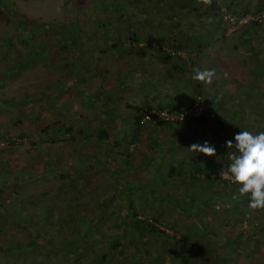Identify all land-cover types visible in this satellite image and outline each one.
I'll list each match as a JSON object with an SVG mask.
<instances>
[{
  "label": "trees",
  "instance_id": "obj_1",
  "mask_svg": "<svg viewBox=\"0 0 264 264\" xmlns=\"http://www.w3.org/2000/svg\"><path fill=\"white\" fill-rule=\"evenodd\" d=\"M118 1L120 2H117V0H115L116 9L118 10V13H120L118 14V16L123 18L124 20L128 19V24L125 27L126 29L121 28L120 29L121 32H118V33H125V37L123 36L124 40H122L119 37H116V35H114L113 37H110V36L109 37L112 40H114V45L115 44L117 45L118 43L120 45L124 44L125 42L128 43L129 45L127 47L122 45V48H121L122 51L120 52H124V54L127 53L128 55H132L133 51L129 49V47H133V44H135V46H138L137 43L140 40H142V38H139L138 36H137L138 38H136L137 33L133 32V30H135L134 27L135 28H147L146 26L148 25L147 24L148 22L146 20L143 21L146 24L141 22L140 20L141 16L138 15L137 12L139 11L136 8H134L135 9L134 14H128V16H126V13H121V11L128 12L129 9L124 10L122 8L126 6L125 5L126 0H118ZM145 1L150 3L149 0H137V5H136L137 8L141 7V5H145V4H141L142 2H145ZM194 1L195 0H169V5H167V7L164 6L163 10H160L159 9L160 7H159L157 10L158 12L156 13L158 14V16L163 14L165 19L169 17L170 19L168 20L170 22V23L168 22L169 27L165 26V28H180V27L181 28H194L195 25L193 22L197 21L198 25H201L200 27L210 28L207 26H211L212 28V25L214 26V24H216L217 26V24H220L218 26H221V27L217 26V28H223L224 30L226 28L227 23L222 19L221 7H224L227 11H230L232 14H234L237 17H240L247 13H250V14L260 13L264 10V4H260L259 6L254 7L252 10H248L246 6H244V8L242 9L237 10L233 7L234 0H222L220 1V3L216 5H215L216 2L214 3L213 0H209L208 5L210 4V8L213 11H215V13H212L211 16L202 17L203 15L206 16V13L208 11L207 2L206 0H196L197 5H193ZM156 7L157 5L154 6L155 10H156ZM155 10L152 11V14L154 18L156 19L155 22H157L159 21V19L154 14ZM217 16L219 19L216 18ZM0 24L2 25L0 27V35H2L1 31L3 30V28H12L6 31L8 33V37L2 41L3 42L2 44H0V89L5 91L6 98L3 99L5 104L7 103L17 104V106H14V107L20 108L21 106L18 105V103H16L15 97L12 96L10 87L11 85L16 84L15 79L17 75L14 76V74L16 71L18 72L17 74H19V71L16 70V68L21 69L20 73L25 69H29V66H30L29 61H25L23 58L27 54L28 50L27 51L25 50H26V47H28L30 43L27 42L26 39L23 37L22 34L24 30L21 25L19 26L15 23L13 24L12 22L5 20L4 18L0 22ZM100 26L101 24L97 25L98 27L97 31L100 30ZM263 28H264V17L261 18L260 21H253V22H250L249 24H244L243 26L239 27V29L236 30L234 33H231L230 35L226 36L228 38L224 39V41H227V40L230 41L228 42L229 43L228 46L231 47L230 52H229L230 54H233L235 51H238L240 56L247 58L246 61H241L242 64L243 65L250 64V66L247 68L246 71H243V73L237 76L236 82H235L236 89H235V92H233V95L223 96L221 98L222 101H219V103L215 106L211 105L209 102H207L205 106H203L204 104L202 103L203 102L202 94L201 92H198L186 105L181 107V108L188 107L192 105L195 100H198L202 106V113L199 117H192L189 119H192V121H195V122L210 121L212 123L213 129H210L211 134L209 133V135H211L212 138L214 137V138L220 139V137H223V138L231 139L239 131H245L246 130L245 126L246 125L249 126V124L252 125V126L250 125L253 129L251 130L252 133H258V132L264 131V106L262 107L261 111L254 110L255 108H257L255 107V104L257 103V99H256L257 96L260 95L264 97V85L261 86V83L263 80H259L264 74V45L261 44V40L259 39L256 40L254 44H251V41H250L251 38L257 37L260 34L259 32L262 31ZM150 36L152 37L151 40H154L153 35L151 34ZM40 38L41 37H38L35 42V47H36L37 54L39 55V59H40V56L42 57L45 55V46L42 43L43 36H42V40ZM241 38H243L244 41L241 42L242 46L238 49V45H236V41L237 40L240 41ZM32 39H34V37H30L28 40H32ZM232 39H234L235 41H233ZM53 43H55V41ZM116 45L113 47L115 48ZM201 47H203V45L198 47V51L200 50ZM51 49H52V53L48 52V57H49L48 60L50 59L52 60L55 58V56L54 57L52 56L54 55L56 47H52ZM58 49L62 50L65 53H63L60 57H57V59H60L61 57L64 58L60 60V62H57V66L56 64H54L53 66L52 65L53 63H48V62L45 63V58H42L41 63H39V66H37V70L40 72V74L42 73L43 74L41 75L42 79H38L36 81L37 95L31 104H33L34 106L35 104L41 105L38 107H34V108H38L39 112L41 108H45V106L50 107V105L54 102L55 98L59 99L60 97V96H56L54 99H49L47 101L48 97L43 96L44 98L42 99L41 95L46 91L45 89L47 87L51 88L52 86H56V84L59 85L61 83H64V81H67L64 79L73 80L74 75H73L72 68L82 65L85 62L88 68L86 71V74L90 76L91 81L83 79V81H81V84H90V83L92 84L93 83V85H95L93 87L94 88L97 87L98 90L100 89V86H101L102 77L96 67V63L93 61V57L90 52L87 55L84 54L85 58L84 57L81 58L80 56V59L76 58L73 61L71 60V58L75 53L70 54L69 52L70 49H68L67 46H65L64 44H61ZM144 49H146V47L140 46L138 47V52L142 54L145 51ZM166 51H167V56L169 55V57L177 56L183 62L184 60H187L186 52L182 50L181 48L176 47L175 45H168L166 47ZM176 51H183L185 56L178 55ZM241 51L244 54H241L240 53ZM87 58H89L91 61ZM189 62H191L190 59H189ZM45 69L48 70V72H45ZM53 72H59L60 77L62 78H57L58 76H56L55 80H53V77L48 78L50 75H52ZM251 74L254 76H252ZM1 78L3 79V82L1 81ZM248 79H251V81ZM78 80L80 81L82 79L78 77L77 81ZM43 83L46 85L44 86ZM247 83H250V85L248 86ZM78 87L80 88L78 94H81V97H82V93H83L81 92L82 87L80 86ZM41 99L43 101H41ZM46 101L48 105H46L45 103ZM5 104L3 105L0 104L1 106L0 110L6 107ZM24 104L25 103H23V105ZM42 105L44 106L42 107ZM262 105H264V101L262 102ZM163 106L165 105H151L149 107L141 109L135 115V120H134L135 130L133 129L132 131L130 130L124 131L122 129V135L119 133L120 128L118 127H114L112 128V130H106V129L99 130L98 135L96 137V143L102 146V157L104 158V162L106 163V166H104L103 168H107V170H109V172L113 174L111 175L112 183H111V188H110L109 193L101 197L100 200H95V202L93 203L94 204L93 212L83 213L82 210L77 212V211H74L73 209H70V206H68L69 208L65 210L64 214L57 217L60 221L57 226V232H58V237H59L57 244L51 245V239H48L49 237H47L44 240L45 244L41 247L40 238L37 239V237H35L34 235L33 237L28 238L25 241H27V245H26L27 248H29V250L35 251V254H32V252H29V251L15 253L16 250H23L22 242L24 240L19 239L21 240L20 242L19 240H16L14 238L12 239V237H10L8 241L0 242V252L2 250L3 252H5L4 254L0 253V257L4 256L7 252L9 254L11 253L10 264H19L20 263L19 261L21 260L20 258L23 257L24 255H25V257H23L25 258L24 264H41V263L43 264H100L104 262L105 263L107 262V264H125L124 261L120 262L121 260L116 259V261H114L111 259L114 257L115 253L116 254L118 253L117 255L118 257L121 254H123V251L125 250V247L127 244L128 245L130 244L134 251L138 250L141 258H145V254L143 252V246H142L144 243H141V241L146 243L145 241L146 239L142 237H148L150 239L152 238L154 239L155 243H161V239H162V245L168 240L169 237H173L174 240L172 242V247L177 248L176 252L181 253V256H182L181 259L173 260L170 263H168V260L170 261L169 256H164L165 260L156 261V259H153V263L154 264H185L186 260L183 261L184 256L186 259L187 254H190V252H192L193 249L195 250V246L190 245L189 247H185V243L189 235H185L184 233L195 234L198 236L199 240L200 239L202 240L207 236L210 238L211 236V234L207 232L201 225V220H203L202 217H204L203 216L204 210L198 208V211H197L196 210L197 207L191 208L193 212H194L193 208L196 210V213H197L196 215L198 218H200V219L195 220V222H192V223L186 222L185 220L180 218L182 213L185 215L186 213H188V211L185 213L178 206L176 207L170 206L171 208L167 207L168 211L171 212L170 213L171 216L169 214L170 218L172 219L170 223L165 222L166 221L165 219H161V216H160L161 214L158 213V209L163 208L162 207L163 205L155 206L154 211H152L151 214L147 215V217L137 218V216L140 215L138 210L150 211L153 207L150 206L151 209H148L146 207L145 208L134 207L133 201H131V193L129 192L125 196L128 199L129 207L132 208L131 210H132L133 219L129 223H126V216H128V214L121 211L123 207L121 208L117 207L116 203H113V200H112L113 197L123 194L122 191L120 190L121 188L120 186L131 182L132 179L130 178L129 174L131 173L130 175H132L133 170L135 168L136 169L134 173L142 171L144 170V167L149 166V164H151V162L155 160L156 158L155 154L152 153L150 155L148 152H146V150L136 151L138 145L136 144L134 146V144L136 142L140 144L139 142H141V139L139 138L142 137V134L140 133V131H144V129L147 126L151 124L152 125H169V124L171 125L175 123V122L168 123V124L161 123V122L140 123L141 111H143L144 109L151 108V107L160 108ZM170 108L180 109V108H173L171 106ZM246 108H250V111H247ZM38 109L36 110L38 111ZM20 110L23 112L22 107L20 108ZM27 111H28L27 113H29L30 110L27 109ZM35 113H33L32 115H34ZM250 115H253V119L255 117H258L259 119L260 117L262 119L261 123L258 121H255L252 123L251 122L252 118L250 117ZM189 119H185L180 122L181 123L190 122L191 120ZM16 121H20V120L18 119ZM57 123L58 121H53L51 124L43 125L41 127V131L39 130L38 132L39 137L37 138L39 140L41 139V141L44 144L45 143L48 144V146H50L54 142H64L68 140L74 141L75 135L73 134L74 132L73 124L60 128V124H57ZM225 124H228L227 128L226 126H224ZM52 128L53 129L56 128L54 131L56 133L61 134V132L58 131V128H60V131L61 130L63 131L62 135L60 134L51 135ZM198 129H199L198 131L201 132L203 131L204 128L199 126ZM28 130H29V134L33 136V139L29 141L28 143L32 147V149H36L35 147L37 145V139H36L37 134L33 130H30V129ZM26 131L27 130H22V132L17 135H10V134L8 135L5 133H0V141H10L12 144H14L9 148L4 147L3 149H11L22 143L26 144L27 137L25 135L26 133H28V131L27 132ZM187 135L191 137L199 136L198 133L194 132L192 134L190 131L187 132ZM127 136H131L134 138L129 142L130 145H132L131 148H130V145H128L127 147H123L122 140L121 142L119 141L120 138L124 139ZM13 138H19L20 140L17 143L14 141ZM114 146L116 147L115 148L116 150H114V153L111 156L110 150L113 149ZM83 150L77 151L78 153L80 152L81 160L76 161L77 165L75 166V168H73V171H77L79 169L78 166L82 162H84L85 158H88L87 153L81 152ZM27 151L30 152L31 149L29 148V150ZM116 153H118L117 155L119 157H122L121 159L123 160L122 164L117 165V166L115 165ZM223 161L227 162L228 165L230 163L228 162L226 156H221V159L219 161L215 174H217L220 163ZM76 163L74 162V164ZM42 165L43 167L41 168V171L46 170L47 166L48 168L52 167V169H54L53 171H54V174H56V176L61 177V178L63 177L64 174L59 173L57 171V169L60 170V166L54 165L53 161L50 162V159L48 160L45 159L42 162ZM61 169L63 168L61 167ZM81 169L82 167L80 168V170ZM168 169H169L168 173L165 176L168 178L166 180V183H160L158 187H162V188L159 190V192L157 193L154 192V193L160 194L159 195L160 198H165L167 201L168 200L171 201L172 198L169 196L170 188H168V186L171 187L172 185H174L176 186L177 189H179V193H177L178 195L181 193L183 196H186L187 194H184V193L188 191L187 187L189 186V180L192 182V178L186 179L183 176L177 175L176 174L177 172L174 171L175 169H170V166ZM80 170H78V172H80ZM89 170H91V168H89ZM27 171L29 173L36 172V171L30 170V168H28ZM19 176L20 174L15 175L16 178ZM214 176H215L214 178H216L217 181H219V183L229 184L227 181H224L218 178L217 175H214ZM125 177L127 179H125ZM204 179L205 178L196 179V180L193 179L194 181L192 182V184L194 185L195 189L198 186H200V184L204 181ZM11 180L12 178L6 175L5 170L0 171V185H1L0 191H2L3 189L2 187H7L13 184ZM16 185L20 186V184H16ZM232 185L239 186V184H232ZM72 186L73 185H71L70 187ZM220 190L221 192L219 193V195L215 199H213L215 202L214 205L216 206L213 208L214 213L218 217L217 223L220 226H224L225 228L231 229L233 231L232 234H234V237H231V238H229L227 235L226 238L222 242L224 245L225 244L229 245L231 243H237L239 247L236 250L237 253L235 254L227 253V254L222 255L223 253L221 252V253L216 254L214 260L208 254V252L214 253V251L212 250L206 251V255L202 257L203 264H264V256L262 258H258L259 256L257 257L255 254V248L257 246H261L264 251V208L257 209L261 211V215L260 214L256 215V217L259 218V220L256 217H253L254 220L257 219L256 220L257 223H255L254 225L255 229L253 232L255 234V239L254 240L252 239L250 240L249 238L246 239L245 235L242 234L245 230H243L241 226L244 220L249 221L251 220V217L249 216L245 217L244 212L239 210L237 206V202H235L234 200V197L236 195H234L233 197V193H229L230 195L227 194L228 190H224L223 185L220 186ZM188 192H191V191H188ZM22 194L23 193H19L16 197H14L12 202L14 204L17 202H25L27 198H30V196H28L27 194H23V195ZM192 196L193 195H191V197ZM147 198H150V197H147ZM242 198L244 202L241 201V203L243 202V205L245 204L244 207H246L249 201L248 196L244 195L242 196ZM195 199L196 198L193 197L192 199H186V200H183L182 202L180 201L181 206L183 207L185 204H187V202H195L193 201ZM182 203L184 204L182 205ZM8 210L9 208H5L3 202L0 201V222L4 220L2 218H9L11 220V223L20 222L23 225V224H26L30 220L33 223L28 224L26 227L29 228V230L35 231V232L37 229H38L37 232L40 231L38 225L43 223L42 220H45L46 216L49 213L48 209H45L44 210L45 214H43L45 219L43 218L42 220L41 219L36 220L35 219L36 212H30L28 216L24 210H16L15 213H10V214L8 213ZM117 211H121L119 215L116 214ZM176 215L179 218L176 217ZM26 216L28 218H26ZM104 217L108 219L106 220L108 222L102 221ZM14 218H20L22 220L16 221L14 220ZM25 220L27 222H25ZM35 220L37 223L35 222ZM175 221L177 222V227H176ZM30 226H34V228ZM109 226L111 230L109 229ZM164 228H169L172 232L168 234L164 230ZM129 232L133 233V237L128 234ZM93 235L98 236L100 239L104 241L106 250L103 253L102 251L100 253L98 252L100 248L102 249V246L98 241H94L93 239H91ZM125 235L126 237L124 238ZM9 241H14L17 244L16 250H13L11 248V251H10L8 247L4 248L6 245H8L7 243ZM189 241L190 240H188L187 242ZM15 243L14 245H16ZM40 247L41 249L36 251V249L37 248L39 249ZM51 247L53 248L51 249ZM155 247L160 252H163V246L159 247L158 245H156ZM89 248H92L93 253H92V250H89ZM56 249H57V252H55ZM39 253L42 256H40ZM37 255H39L40 257H38ZM43 256H45V258ZM41 257H43V259ZM5 258L7 257L5 256ZM5 262L6 261L0 258V264H4ZM131 264H135V262L131 261Z\"/></svg>",
  "mask_w": 264,
  "mask_h": 264
},
{
  "label": "rangeland",
  "instance_id": "obj_2",
  "mask_svg": "<svg viewBox=\"0 0 264 264\" xmlns=\"http://www.w3.org/2000/svg\"><path fill=\"white\" fill-rule=\"evenodd\" d=\"M149 1L150 3H148L147 1L142 2L141 4L145 5H141V7L137 8V0H126V6L122 8L124 10L129 9V11H121V13H126V16H128V14H134V8H136L139 11L137 12L138 15L141 16V22L144 23L143 21L145 20L148 22V25L146 26L147 28H165V26L169 27V23L165 19L164 15L161 14L158 16V14L156 13L158 12L157 10L159 7L160 10H163L164 6L167 7V5H169V0ZM117 2L120 1L117 0ZM153 4L157 5L156 10L154 9L155 5ZM193 5H197L196 0L193 2ZM153 10H155L154 14L159 19V21L157 22H155L156 19L152 14ZM118 14L120 13H118V10L116 9L115 0H0V22L4 18L5 20L12 22L13 24L15 23L19 26L21 25L24 30L22 35L26 39V41L30 43L29 46L26 47L25 51H28L26 56L23 58L25 61H29V69H25L20 73L21 69L16 68V70L19 71V74H17V71L14 74V76L17 75L15 79L16 84L11 85L10 87L12 96L15 97L16 103H18V105L22 107L23 112L20 110L21 107H14L17 106V104H5L3 99L6 98V94L4 90L0 89V104H5V106L7 107L0 110L1 132L8 135H17L21 133L22 130L28 131V133H26L25 135L27 137L26 144L22 143L11 149H0V171L5 170L6 175L12 178L11 182L13 183L7 187H2L3 189L2 191H0V201L3 202L5 208H9V214L15 213L16 210H24L28 216L30 212H36L35 219L42 220L44 218L43 214H45L44 210L48 209L49 212L46 216V219L44 218L45 220H42L43 223L38 225L40 230L39 232H37L38 229L36 230V228L35 232L29 230V228L26 227L28 224L33 223L30 220L28 222L25 220V222L27 223L22 225L20 222L11 223V220L9 218H2L4 220L0 222V242L8 241L10 237L16 240H24L22 242L23 250H16L17 244L14 241H9L7 243L8 245H6L4 248L8 247L10 251L12 248L13 250H16L15 253L29 251L32 252V254H35V251L29 250V248H27V241H25L28 238L33 237L34 235L35 237H37V239L40 238L41 247L45 244L44 240L47 237H49L48 239H51V245L57 244L59 240L57 226L60 222L57 217L63 215L65 210L69 208L68 206H70V209H73L77 212L81 210L83 213L93 212V203L95 202V200H100L101 197L107 195L110 191L112 183L111 175L113 173L111 174L109 170H107V168H103L104 166H106V163L104 162V158L102 157V146L94 144L95 138L93 134H90L95 133L96 129H85L82 124L85 120L83 119V111L84 107L86 106L85 104H89L90 101L84 103L83 99L81 98V94H78L80 89L78 85H81L82 88H85V86L84 84H79V80L77 81V78L80 77L82 80L86 79V71L88 69L86 62L82 65L72 68L75 79L73 78V80H67L64 81V83H61L59 85L56 84V86H52L51 88L47 87L45 89L46 91L41 95L42 99L44 97H48V101L49 99H54L56 96H61V98L59 99L55 98L50 107H40L41 110L39 112V109L34 107H38L41 105L35 104L34 106L31 103L37 95L36 81L38 79H42L41 75L43 74H40V72L37 70V66H39V63H41L42 58H45V63H53V66L54 64H56L57 66V62H60V60L64 59L63 57L57 59V57H60L63 53H65L62 50L58 49L61 44H64L68 49H70V54L75 53L71 58V60L73 61L76 58L80 59V56L81 58H83L84 54L87 55L90 50L92 51V57L93 51L97 52V49H103L106 54H110V51L113 53H120V51H122V45H120L119 43L115 48H109L107 46V43L109 41H112L110 37H113L114 35L124 40L123 36L125 37V33L118 32H121V28L126 27V25L128 24V19L124 20L123 18L119 17ZM1 24L0 27L2 26ZM98 24H101V26L100 30L96 32ZM10 29L12 28H3V30L1 31L2 35H0V44H2V41L8 37V33L6 31ZM42 36V43L45 46V55L42 57L40 56L39 59V55L37 54L35 47V42L38 37H41L40 39L42 40ZM30 37H34V39L28 40ZM54 41L55 43H53ZM261 44L264 45V42L261 41ZM52 47H56L54 55L52 56H55V58L52 60H48V52L52 53ZM233 56H235L236 58V62L234 63L235 65L233 66V68L235 69L237 76H239L241 73H243V71L247 70L250 64H242L241 60L239 59L240 54L238 53V51H235L233 53ZM55 59H57L58 61ZM94 60L95 58L93 57V61ZM211 69H213V67H211ZM45 72H48V70L45 69ZM56 76H60V73L53 72L52 75H50L48 78L53 77V80H55ZM124 77L126 76L122 75L121 79L117 80L114 86L116 88L119 87L120 89H131L133 87L131 75H127V80H124ZM192 77L193 75L188 76L189 84L195 82ZM1 81L3 82L2 78ZM263 84L264 81H262L261 86ZM43 85L45 86L46 84L43 83ZM228 90H223L228 96L229 94L235 92L233 87L230 91ZM89 94H92V97H90L92 99L91 102L96 100L93 96H100L95 92H91ZM100 94H103L102 90H100ZM42 99L41 101H43ZM47 101L45 102L46 105H48ZM23 103L25 104L23 105ZM43 106L44 105H42V107ZM27 109L30 110L29 113H27ZM36 109H38V111ZM106 111L115 113V111L117 110L115 108H107ZM33 113L35 114L32 115ZM91 114L98 115L94 108ZM117 115H119V112ZM123 116L124 115L121 114L122 118ZM109 117L112 118L113 116L110 115ZM250 117L253 119V115H250ZM18 119L20 121H16ZM53 121H58L57 124H60V128L73 124V134L75 135V140L59 142L55 147H52L51 145L48 146V144L45 143L43 145V149L39 147H35L36 149H32L28 142L33 139V136L29 134L28 129L33 130L36 133L38 130L41 131V127L43 125L51 124ZM91 124L92 126H94L97 125V122L92 121ZM111 124L113 125L114 123ZM132 125L133 122L130 116V118L125 121V127L120 128L119 133L122 135V129L124 131H129L128 129ZM60 128H58V131L61 132V134L54 131L56 128H52L51 135H62L63 131H60ZM29 148L31 149L30 152L27 151L29 150ZM78 150H83L81 151L82 153L88 154V158H85L84 162L80 164L81 166H78V170H80V168L82 167L80 172H78V170L73 171V168H75V166L77 165L76 161L81 160L80 152H77ZM114 150H116L115 146L110 150L111 156L113 155ZM117 154L118 153H116L115 157L116 166L121 165L123 162V160L121 159L122 157H119ZM9 158H11V160H9ZM45 159H50V162L53 161L54 165L60 166V170L57 169V171L64 174L62 178L54 174V169H52V167L48 168L47 166L46 170L41 171V168L43 167L42 162ZM74 162L76 164H74ZM160 163L162 164L163 160H154L151 162V165L144 167V170L135 173L134 171L136 168L134 167L135 169L133 170V174H129L130 178L133 181L131 180L130 183L121 185L120 190L123 194L112 198L113 203H116L117 207H123L121 211L128 214V216H126V223H129L133 219L131 210L132 208L129 207L128 199L125 196L129 192L131 193V201H133L134 207H146L148 209H151L150 206L153 207L150 211L138 210L140 215L137 216V218L147 217V215L151 214V212L154 211L155 206L163 205V208L158 209V213L161 214V219H165V222L170 223V221L172 220L170 218L171 212L168 211L167 207L171 208L178 206L185 213L188 211V213L191 214L190 215L186 213L184 215L182 213L180 218L185 220L186 222L192 223L195 222V220L200 219L196 215V210L198 211V208L201 209L203 208V206H205L208 209H204V217H202L203 220H201V225H203L202 227H204V229L211 234V237L213 235L215 239L218 238L219 242L210 241L206 243L201 239L199 240L198 236L195 234L184 233L185 235H189L188 239L186 240L185 247H189L190 245L195 246V250L191 249L192 252H190V254L186 253L187 258L185 259L184 256L183 261L186 260L187 264H203L202 257L206 255V251H209L213 248L212 245H214L215 251L214 253L208 252V254L212 257L213 260L215 259L216 254L221 252L223 253L222 255L227 253H237L236 250L239 247L237 243L224 245L222 242L227 235L229 238H231L234 237V234H232L233 231L231 229L220 226L217 223L218 217L214 213V209L213 211L209 210V208L216 207L214 205L215 202L209 204L210 206L208 207L206 206V204L202 203L187 202V204L182 207L181 202L186 198V196L182 197L183 195L181 193L178 195V189L175 190L176 186H173L174 190H169V196L172 198L171 201H167L165 198H160V194L154 193L159 192L162 187H158V185H160V183H166V180L168 179L164 176V173H168V171L164 172L163 170H161V168L159 167ZM61 167L63 169H61ZM28 168L36 172L29 173L27 171ZM89 168H91V170H89ZM17 174H20V176L16 178L15 175ZM202 178L203 177H198V179ZM125 179L127 178L125 177ZM16 184H20V186ZM71 185L73 186L70 187ZM168 188H170V186H168ZM190 191L193 192V190L191 189ZM19 193L27 194L28 196H30V198H27L28 200L26 199L25 202H17L14 204L12 201L14 197H16ZM147 197H150L152 199ZM215 197H217V194H214L213 199H215ZM183 204L184 203H182V205ZM244 205L237 202L239 210L244 212L245 217H251V220L243 221L241 228L246 232H243L242 234L245 235L246 239L249 238L250 240H254V225L255 223H257L256 220H259L256 215H261V211L252 209L247 204L246 207H244ZM196 206H198L196 210L193 208L195 212L194 213L191 208ZM121 211H117L116 214L119 215ZM176 217L178 216L176 215ZM253 217H256L257 219L254 220ZM26 218L28 217L26 216ZM104 219L102 221L108 222L106 221L108 220L107 218L104 217ZM14 220L21 221L22 219L14 218ZM175 224L177 227L176 221ZM30 227L34 228V226ZM164 230L168 232V234L172 232L169 228H164ZM128 234L133 237V233L129 232ZM125 237L126 235L124 236V238ZM142 238L146 239V243L142 242L140 239L141 243H144L142 246L145 258H141L139 251H134L132 249V246L130 244H127L125 250L123 251V254L118 257V253H115L114 257L111 260H121L120 262L124 261L125 264H131V261L135 262V264H154L153 259H156V261H163L165 260L164 256H169L170 261L168 260V263L173 260L181 259V253L176 252L177 248L172 247V242L174 240L173 237H169L163 245L162 239L161 243H155L154 239L152 238ZM91 239H93L94 241H98L101 244L102 249L100 248L98 250L99 253L101 251L103 253L106 250L104 241L98 236L93 235ZM188 240L190 241L187 242ZM19 241L21 242V240ZM14 243L16 245H14ZM156 245H158L159 247L163 246V252H160L158 249H156ZM41 247L39 249L37 248L36 251L40 250ZM52 248L53 247H51V249ZM89 250H92V248H89ZM55 252H57V249L55 250ZM0 253L4 254L5 252H3L2 250ZM255 254L257 257L259 256L258 258H262L264 256L263 248L261 246H257L255 248ZM39 255L42 256L40 253ZM39 255L37 256L40 257ZM5 256L7 258H5ZM23 257H25V255ZM23 257L20 258L21 260L19 261V264L25 263V258ZM43 257L45 258V256ZM43 257L41 258L43 259ZM0 258L6 261L4 264H10L11 253L9 254L7 252ZM100 264H107V262Z\"/></svg>",
  "mask_w": 264,
  "mask_h": 264
},
{
  "label": "crops",
  "instance_id": "obj_3",
  "mask_svg": "<svg viewBox=\"0 0 264 264\" xmlns=\"http://www.w3.org/2000/svg\"><path fill=\"white\" fill-rule=\"evenodd\" d=\"M208 1L209 0H206L208 11L206 16L203 15L202 17L211 16L212 13H215V11L210 8V4L208 5ZM213 1L214 3L216 2V5L222 0ZM260 4H264V0H234L233 7L239 10L246 6L248 10H252ZM216 18L219 19L218 16ZM166 20H170L169 17H167ZM193 23L195 25L194 28H134L135 30H133V32L137 33L136 38L139 37L142 38V40L137 43L138 46L133 44V47H129V49L133 51L132 55H128L127 53L124 54V52L113 53L111 51L110 54H106L103 49H97V52L93 51V57L95 58L94 62L102 77L101 86L98 90L97 87V89L93 87L95 86L93 83L84 84L85 88L81 89V92H83L81 98L84 103L90 101L89 104H85L86 106L83 111V119L85 120L82 124L85 129H96L95 133H90L93 134L95 138L94 144H97L96 137L99 130H112L114 127H125V121H127L130 116L133 125L128 130H135V115L143 108L151 105H165L173 108H181L198 92L202 94L203 106H205L207 102L215 106L219 101H222L221 98L226 95L224 94V89H229L228 91H230L232 87L234 90L236 89L235 82L237 74L233 68L236 58L233 54H231L230 57L229 52L231 47L228 46V42L230 41H224L225 38H228L226 37L228 35L225 33V29L217 28L220 24H217V26L214 24L215 28L213 25L212 28L211 26H207L210 28H203L200 27L201 25H198L197 21ZM259 33L257 37L251 38V44H254L258 39L264 42V28ZM151 34L154 40H151ZM232 40L235 41L234 39ZM147 41L151 46L146 47L144 53H139V45ZM242 41H244L243 38H241L240 41L237 40L236 45H238V49L242 46V44H240ZM115 45L114 40L107 43L109 48H114L113 46ZM122 45L127 47L129 44L125 42ZM168 45H175L184 50L187 54V60L183 62L177 56H167L166 47ZM201 45H203V47L198 51V47ZM90 53L92 55L91 50ZM240 53L244 54L242 51ZM189 59L191 62H189ZM239 59L241 61L247 60V58L243 56H240ZM210 66L216 71L211 83H204L193 79L195 82L189 84L188 76L194 74V69H211ZM122 75L126 76L124 80H127V75H131V80L133 81V87L131 89H120L114 86L117 80L121 79ZM86 77L87 79L84 80L91 81L89 75ZM57 78L62 77L58 76ZM251 79L248 80L251 81ZM259 80L264 81V74ZM81 81L83 80L78 81V83L81 84ZM247 84L248 86L250 85V83ZM78 86L82 87L81 85ZM100 90H102L103 94H100ZM91 92L100 95L97 97L93 96L96 99L93 102H91L92 99L90 98L92 94H89ZM229 95H233V93ZM59 98H61V96ZM256 99V104L258 105L255 104L257 108L254 110L261 111L264 106L262 105L264 97L258 95ZM92 107L98 115L91 114L93 112ZM107 108H115L117 111L111 113L106 111ZM246 110L250 111V108H246ZM118 112L119 115H117ZM121 114L124 115L123 118ZM110 115L113 117L110 118ZM189 120L191 121L184 123L175 122L171 125L151 124L147 126L144 131H140L142 134V137L139 138L141 139V142H139L140 144H138V142L134 144V146L136 144L138 145L136 151L146 150L150 155L155 152V160H163L162 165L160 164L159 167L164 172L168 171L170 166V169H175L174 171L177 172V175L183 176L186 179L192 178V182L194 181L193 179L196 180L198 177L205 178L196 189L189 180V186L187 188L188 191L191 189L193 192L186 191L184 194L187 195L183 200H186L187 197L188 199L195 197L196 199L193 201L206 204L208 207L210 206L209 204L214 202V194L218 196L221 192L220 186L223 185L224 190H228L227 194L233 193V197L236 195L234 197L235 202L241 203L243 198L238 192L240 185L222 184L214 178L221 156H226L228 162H230L229 155L231 150L228 151L225 146V141L229 140V138H212V136L209 135V133L211 134L210 129H213L210 121L195 122L192 121V119ZM92 121L97 122V125L92 126ZM255 121L261 123L262 119L260 117L259 119L255 117L251 122L253 123ZM111 123L114 124L112 125ZM250 125L251 124H249V126L246 125L245 127L247 131L251 132L253 129L251 127L252 125ZM199 126L204 128L203 131H198ZM224 126L227 128L228 124ZM188 131L192 134L196 132L199 136L191 137L187 135ZM38 132L39 130L36 132V147L43 149L44 143L41 139L39 140L37 138L39 137ZM0 133H3L1 129ZM132 139L134 138L127 136L124 139L120 138L119 141L121 142L122 140L123 147H127L130 145L129 142ZM204 141H208L211 146L215 147V155L209 156L204 153H194L190 149L193 143H203ZM57 143L59 142H54L51 146L55 147ZM131 146L132 145H130V148ZM9 160H11V158H9ZM166 175L167 173H164V176ZM172 186L170 190H174ZM175 190H177V188ZM177 193H179V189ZM191 195L193 196L191 197ZM201 209L204 210L208 208L203 206ZM209 210L213 211V208H209ZM205 238L202 240L206 243L210 241L219 242L218 238L215 239L213 235L212 237L210 236V238L208 236ZM212 247L211 250L215 251L214 245H212Z\"/></svg>",
  "mask_w": 264,
  "mask_h": 264
},
{
  "label": "clouds",
  "instance_id": "obj_4",
  "mask_svg": "<svg viewBox=\"0 0 264 264\" xmlns=\"http://www.w3.org/2000/svg\"><path fill=\"white\" fill-rule=\"evenodd\" d=\"M193 79L211 83L214 69H194ZM230 151L228 171L232 183L239 184V195L248 196V206L252 209L264 208V131L252 133L239 131L225 141ZM194 153L215 155L216 149L208 141L196 142L190 146Z\"/></svg>",
  "mask_w": 264,
  "mask_h": 264
},
{
  "label": "built area",
  "instance_id": "obj_5",
  "mask_svg": "<svg viewBox=\"0 0 264 264\" xmlns=\"http://www.w3.org/2000/svg\"><path fill=\"white\" fill-rule=\"evenodd\" d=\"M221 16L222 19L227 23L225 28V33L227 35H230L231 33H234L236 30H238L239 27L243 26L244 24H249L250 22L253 21H260L261 18L264 17V10L260 13H256V14L247 13L240 17H237L234 14H232L230 11H227L224 7H221ZM140 46L149 47L151 46V44L147 41L141 43ZM176 53L180 56H185L183 51H176ZM201 113H202V106L198 100H195L192 105L180 109H172L170 108V106H163L160 108L151 107L141 111L140 123L161 122L168 124L173 122H180L192 117H199ZM13 139L17 143L20 140L19 138H13ZM12 145L14 144H12L10 141H0V148H4V147L9 148ZM216 175L218 178L227 181L229 184H236V183H232L231 175L228 171V164L225 161L220 163L219 170L217 171Z\"/></svg>",
  "mask_w": 264,
  "mask_h": 264
}]
</instances>
